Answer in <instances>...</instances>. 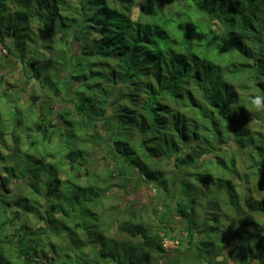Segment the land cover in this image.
Listing matches in <instances>:
<instances>
[{"label":"trees","instance_id":"1","mask_svg":"<svg viewBox=\"0 0 264 264\" xmlns=\"http://www.w3.org/2000/svg\"><path fill=\"white\" fill-rule=\"evenodd\" d=\"M0 13V264H264V0Z\"/></svg>","mask_w":264,"mask_h":264},{"label":"rangeland","instance_id":"2","mask_svg":"<svg viewBox=\"0 0 264 264\" xmlns=\"http://www.w3.org/2000/svg\"><path fill=\"white\" fill-rule=\"evenodd\" d=\"M7 15H4L3 13H0V27H5V24L12 23V20L7 19ZM5 50H3L2 46L0 45V75H7L10 79V83L13 82L14 79H18L20 77L19 73L11 72L10 67L12 64V61L9 57H4L1 54H4ZM12 59V58H11ZM130 190V189H129ZM28 194V192H25ZM155 193L149 185H146L140 190H130L128 193L122 191H116L113 193V197L109 199V201L112 202L113 205H121L119 209H123V207H133L137 208L138 210L142 211L144 217H147L149 220L154 219L157 220V217L160 216L167 217L168 214H166V210L161 205L159 206L157 202L159 199L155 197ZM32 195V193H31ZM30 196V194H29ZM35 198V195L33 199ZM35 202H39L40 200L34 199ZM40 203H42L40 201ZM110 204V203H109ZM132 209V208H131ZM166 214V215H165ZM146 218V219H147ZM170 220V218H169ZM110 231L114 233L115 231V224L110 228ZM66 245V244H65ZM164 247L168 250H174L173 244L171 241H167L164 244Z\"/></svg>","mask_w":264,"mask_h":264},{"label":"built area","instance_id":"3","mask_svg":"<svg viewBox=\"0 0 264 264\" xmlns=\"http://www.w3.org/2000/svg\"><path fill=\"white\" fill-rule=\"evenodd\" d=\"M172 242V244H173V248L172 249H175L176 248V245H177V241H171Z\"/></svg>","mask_w":264,"mask_h":264}]
</instances>
